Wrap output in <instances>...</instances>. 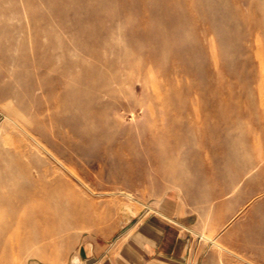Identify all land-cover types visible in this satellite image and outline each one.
<instances>
[{"label":"rangeland","instance_id":"obj_1","mask_svg":"<svg viewBox=\"0 0 264 264\" xmlns=\"http://www.w3.org/2000/svg\"><path fill=\"white\" fill-rule=\"evenodd\" d=\"M258 169L264 0H0V264H78L179 171L217 202L233 171L258 196ZM226 233L198 264H264Z\"/></svg>","mask_w":264,"mask_h":264},{"label":"crops","instance_id":"obj_2","mask_svg":"<svg viewBox=\"0 0 264 264\" xmlns=\"http://www.w3.org/2000/svg\"><path fill=\"white\" fill-rule=\"evenodd\" d=\"M248 173L233 171L222 189L224 196L215 202L210 185L204 190L196 178H183L187 171H179L177 189L122 211L123 233L113 242L86 239L77 252L78 264H198L201 253L191 242L201 232L214 237L224 230L228 247L244 249L252 246L251 235L257 232V245L264 247V170L258 169L259 194L254 197L252 184L240 181ZM240 215L242 219L236 220ZM230 233H237L242 244Z\"/></svg>","mask_w":264,"mask_h":264},{"label":"bare ground","instance_id":"obj_3","mask_svg":"<svg viewBox=\"0 0 264 264\" xmlns=\"http://www.w3.org/2000/svg\"><path fill=\"white\" fill-rule=\"evenodd\" d=\"M199 101V100H198ZM36 141V140H35ZM38 144V143H37ZM53 186V185H52ZM52 188V187H51ZM45 189H46V187H45ZM38 190V189H37ZM47 191V193H48V190H46ZM41 193V192H43V189H40L39 191H38V193ZM31 194V193H30ZM39 195H42V194H39ZM129 195V194H128ZM31 196V195H30ZM131 196V195H130ZM27 197V196H26ZM34 198V197H33ZM27 199V198H26ZM29 199V198H28ZM48 200H49V198H48ZM29 202V201H28ZM47 204V203H46ZM46 204H44L43 205V207L41 206L40 208H41V212L39 211V212H37L36 213V216L38 217V220H39V222L41 223V222H48V221H43V219L41 218L42 217V212H43V208H44V206L46 205ZM50 213H52V212H50ZM55 216V215H54ZM32 218V217H31ZM55 218H57L56 216L53 218L54 220H56ZM37 219V218H36ZM33 221H35V220H33ZM51 222V221H50ZM36 223V222H35ZM42 224V223H41ZM14 228V227H13ZM20 231V230H19ZM18 231V232H19ZM14 233V232H13ZM216 245L219 247V248H221V249H224L223 248V246L222 245H220V244H218V243H216ZM74 262L76 261V258H74V260H73Z\"/></svg>","mask_w":264,"mask_h":264}]
</instances>
